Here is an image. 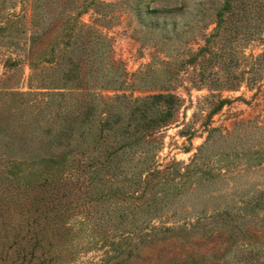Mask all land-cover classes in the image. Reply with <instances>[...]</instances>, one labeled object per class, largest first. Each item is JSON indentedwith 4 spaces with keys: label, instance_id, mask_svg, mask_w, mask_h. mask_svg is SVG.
Wrapping results in <instances>:
<instances>
[{
    "label": "rangeland",
    "instance_id": "obj_1",
    "mask_svg": "<svg viewBox=\"0 0 264 264\" xmlns=\"http://www.w3.org/2000/svg\"><path fill=\"white\" fill-rule=\"evenodd\" d=\"M0 264H264V0H0Z\"/></svg>",
    "mask_w": 264,
    "mask_h": 264
}]
</instances>
